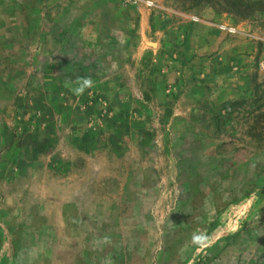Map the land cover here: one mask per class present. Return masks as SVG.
<instances>
[{"label": "rangeland", "instance_id": "1", "mask_svg": "<svg viewBox=\"0 0 264 264\" xmlns=\"http://www.w3.org/2000/svg\"><path fill=\"white\" fill-rule=\"evenodd\" d=\"M252 2L0 0V264H264Z\"/></svg>", "mask_w": 264, "mask_h": 264}, {"label": "clouds", "instance_id": "2", "mask_svg": "<svg viewBox=\"0 0 264 264\" xmlns=\"http://www.w3.org/2000/svg\"><path fill=\"white\" fill-rule=\"evenodd\" d=\"M75 84V86H73ZM95 82L91 77H77L75 81L71 79L65 81V87L68 88L76 97L82 96L86 90L92 89ZM89 95L91 93L89 92ZM109 237L103 238V243H110Z\"/></svg>", "mask_w": 264, "mask_h": 264}, {"label": "trees", "instance_id": "3", "mask_svg": "<svg viewBox=\"0 0 264 264\" xmlns=\"http://www.w3.org/2000/svg\"><path fill=\"white\" fill-rule=\"evenodd\" d=\"M226 1H227L226 4H228L227 6L234 9V11H235V9H239V8L243 7L242 11L243 12L247 11L249 13L251 9L254 10V8H256V3L252 2V0L247 1V2H245L244 0H226ZM237 11H238L237 13L239 15H240V13L242 14V12H240V10H237Z\"/></svg>", "mask_w": 264, "mask_h": 264}]
</instances>
